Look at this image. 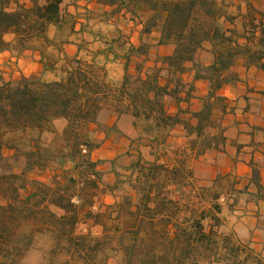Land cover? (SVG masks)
Returning <instances> with one entry per match:
<instances>
[{
	"label": "trees",
	"instance_id": "16d2710c",
	"mask_svg": "<svg viewBox=\"0 0 264 264\" xmlns=\"http://www.w3.org/2000/svg\"><path fill=\"white\" fill-rule=\"evenodd\" d=\"M66 1L0 0V53L38 51L43 64L46 50L54 48L48 28L69 17ZM237 1V13H231L227 0H96L113 16L150 12L143 34L159 30V45L172 49L158 57L161 67L143 76L151 46L132 48L129 59H142L138 74H127L116 88L101 69L77 58L54 81L0 77V264H108L112 258L121 264H264L250 245L219 232L221 193L212 195L208 208L203 201L198 207L184 201L191 179L186 160L168 166L140 158L125 190L121 180L104 185L103 162L92 158L101 145L94 136H110L117 128L99 121L105 110L117 120L133 118L138 141L153 156L177 127L199 154L226 144L229 108L220 91L240 83L244 70L257 69L264 77V10L253 0ZM198 82L207 84L203 96L197 95ZM258 94L264 97V90ZM167 99L188 107L172 115ZM48 170H54L50 183L28 176ZM252 185L256 199L264 201L255 166ZM105 196L114 203H102ZM81 226L100 227L102 234Z\"/></svg>",
	"mask_w": 264,
	"mask_h": 264
},
{
	"label": "rangeland",
	"instance_id": "374dc122",
	"mask_svg": "<svg viewBox=\"0 0 264 264\" xmlns=\"http://www.w3.org/2000/svg\"><path fill=\"white\" fill-rule=\"evenodd\" d=\"M83 0H67L64 8L67 9L69 4L73 2H81ZM233 2L232 7L230 8L231 13H237V6L239 1ZM88 4L92 3V0H84ZM253 3L256 7L264 10V5L260 4L258 0H253ZM81 9L80 13L78 12L76 16L70 15L67 18V21L60 27L49 30V33L52 37V44L54 48H48L46 50L44 63L41 62V55L38 51H7L8 55L6 57H0V77H3L5 80L18 81L23 77H40L44 81H54L64 77L65 72L70 70L74 66V61L76 58L84 62L93 63L97 68L103 71L106 81L110 83L113 87H119L120 82L116 81V77L113 79L110 77L111 69H108V62L112 60L113 57L123 58V54L126 51V45L130 43V37L127 34L120 35L118 37L116 34L111 33V26L123 27L129 26L130 24L140 25L146 22L150 17L151 13L139 9L137 15H130L125 18V14H120L113 16L110 12H107L105 15H102L100 11L90 10L84 12L85 8L82 5L79 6ZM241 12L244 14L246 12V5L241 3ZM122 16L124 18H122ZM83 20V23L82 21ZM242 20L239 19L237 25L241 27ZM84 24L82 27L81 25ZM114 24V25H112ZM78 25V26H77ZM54 32V33H53ZM121 32V31H120ZM48 34V33H47ZM105 39H113L115 46L109 51L103 49ZM7 41H12L13 36L9 35L6 37ZM70 45L76 46L73 50H78V54L74 57L66 56V50L70 48ZM30 52L37 53L39 59H34L31 57ZM0 53V54H4ZM62 53L65 54V57H62ZM150 54V53H149ZM158 54L151 50L149 58H156ZM51 69L48 71L41 70L44 69V66L52 64ZM134 65L137 63H133ZM247 83L254 85V89H262L264 84L260 77L254 72L245 74ZM253 89V90H254ZM258 92V91H255ZM201 89H197V95H201ZM199 103L195 101L192 108L197 110ZM105 110L99 121L103 124H108L114 121L113 125H117L113 131L110 132V136H106L103 133L97 134L96 137L101 143L100 147L92 153V158L95 161L103 162L101 165L103 171V183L104 185H114L118 181L126 182L123 188L128 190L129 187L127 184H130L132 180L135 179L134 172L132 167L136 162L141 158V160L146 162H155L157 161L164 163L168 166H173L177 160H186L188 172L191 173V179L186 181L184 191V201H189L193 206H200L201 201H203V207L208 208L210 202L212 201V195L215 192H222L221 197L223 200H220V204L223 206V213L220 216L222 219V226L219 228V232L222 234L233 235L235 239L240 241L243 244H251V241L247 239L254 238L257 236L254 235L255 231H260L259 226L252 231L246 233V237L240 238L239 234L236 232L235 227L238 223V216L234 214L236 209L231 208L226 199L228 192L224 191L225 185L219 184L215 188L202 187L198 178L194 176V159L193 156H190L186 149H182L181 145L177 143H172L167 145L162 150H157L152 155V150L147 147H144L142 142L138 141L140 132L134 128V120L131 117L124 116L121 119L117 120L116 115L112 112ZM109 126V124H108ZM171 137H174L175 135ZM11 153L7 152V155L10 156ZM182 158V159H181ZM72 165H68V168H71ZM22 169L20 167L16 168V173H21ZM54 170H48L45 173H30L28 174L31 180L37 179L45 183H50L53 177ZM227 182V181H226ZM223 189V190H222ZM122 190L117 191V196H121ZM27 193H24V195ZM240 199L243 196H239ZM222 199V198H221ZM115 201L112 196H105L101 199V202L104 204H113ZM81 231H91L94 235L99 236L102 234V229L100 227L89 228L88 226H81ZM252 248V247H251ZM32 262V259H31ZM108 264H121L118 259L112 258L109 260Z\"/></svg>",
	"mask_w": 264,
	"mask_h": 264
},
{
	"label": "crops",
	"instance_id": "0c3cea01",
	"mask_svg": "<svg viewBox=\"0 0 264 264\" xmlns=\"http://www.w3.org/2000/svg\"><path fill=\"white\" fill-rule=\"evenodd\" d=\"M91 1V0H89ZM82 5L85 8L84 12L94 10L100 11L102 15L108 12L107 8L100 7L96 0H92L91 4L86 2H73L68 5L66 9L70 15L76 16L81 11L79 6ZM125 14V13H122ZM129 17V14H125V18ZM122 18H124L122 16ZM83 23V20H80ZM82 24L81 26H83ZM114 25V24H112ZM78 26V25H77ZM111 33L116 34L118 37L123 34H127L130 37V43L126 45V51L123 54V58L113 57L108 62V69H111L110 77L113 79L116 77V81L122 83L127 74L137 75V65L141 60L135 58L129 59V51L132 48H138L144 43H148L151 46V50L159 56H166L171 53L170 47H164L159 45L161 32L159 30L154 31L150 37H146L143 34L144 23L140 25L130 24L129 26L118 27L111 26ZM58 28L51 25L48 28V37L52 39V35L49 30ZM121 31V32H120ZM54 33V32H53ZM103 49L109 51L115 46L113 39H105ZM76 46L70 45V48L66 50V56H76L78 50H73ZM149 54V55H150ZM8 54H0V57H6ZM31 57L39 59L37 53L30 52ZM146 57V62L143 65L142 75L145 76L148 72H151L156 67H161L158 63V57L149 58ZM62 57L65 54L62 53ZM137 64H133V63ZM43 71L44 69L41 68ZM254 72L260 77L264 84V77L257 69H250L243 71L245 74ZM165 75V73H163ZM243 76V80L233 87H225L220 91V95L227 99L228 114L225 117L224 126L226 128L225 138L226 144L217 150H209L205 153L199 154L197 150L192 151L190 142L191 140L185 137V130L183 127H177L172 131V136L169 137L165 146L177 143L181 145L182 149H186V152L193 156L194 176L198 178L202 187L215 188L219 184L225 185L224 191L228 192L226 202L227 204L236 209L234 212L238 216V223L235 230L239 234L240 238L246 237V233L253 231L256 226L261 227L260 231H255L254 238H248L251 241L250 247L254 249L258 254L264 257V201L257 200L254 196L256 188L252 185V166L257 167L261 171L262 182L264 183V97L258 94L264 90L254 89V85L247 83L246 78ZM184 81L187 83L192 82L190 75L184 76ZM197 89H201V95L203 96L207 91V84L204 82L196 83ZM254 89V90H253ZM258 91V92H255ZM168 112L172 115L178 113L180 109L188 107L186 103L178 105L174 100L167 99ZM195 102V101H194ZM109 126H113L114 121L108 123ZM99 170L103 172L102 167ZM227 181V182H226ZM221 190V189H220ZM219 190V193H222ZM223 190V189H222ZM240 191L243 193H236ZM243 196L240 199L239 196ZM223 200V197H221Z\"/></svg>",
	"mask_w": 264,
	"mask_h": 264
}]
</instances>
